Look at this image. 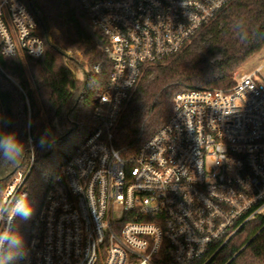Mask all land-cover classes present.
Wrapping results in <instances>:
<instances>
[{"label": "built area", "instance_id": "2783aa9c", "mask_svg": "<svg viewBox=\"0 0 264 264\" xmlns=\"http://www.w3.org/2000/svg\"><path fill=\"white\" fill-rule=\"evenodd\" d=\"M234 1L80 0L107 40L98 128L51 183L19 264H210L264 216V57L234 73L231 88L176 94L170 119L131 164L113 143L147 68L183 52ZM37 30L21 0H0L3 57L40 58ZM29 154L0 197V234L11 235L15 204L28 199Z\"/></svg>", "mask_w": 264, "mask_h": 264}, {"label": "trees", "instance_id": "16d2710c", "mask_svg": "<svg viewBox=\"0 0 264 264\" xmlns=\"http://www.w3.org/2000/svg\"><path fill=\"white\" fill-rule=\"evenodd\" d=\"M21 1L36 16V34L46 48L40 58L0 54V137L13 134L22 145L12 159L0 153V197L20 171L29 169V150L35 152L25 182L32 212L16 219L11 236L19 234L22 242H7L0 264L20 263L51 183L98 128L93 110L111 71L103 52L107 40L80 0ZM262 50L264 0H235L183 52L147 68L114 132L122 157L131 164L168 122L176 94L197 87H233L236 69ZM69 64L84 71L82 78ZM98 64L103 66L99 73L94 70ZM210 264H264V216L245 226Z\"/></svg>", "mask_w": 264, "mask_h": 264}, {"label": "clouds", "instance_id": "9594fccd", "mask_svg": "<svg viewBox=\"0 0 264 264\" xmlns=\"http://www.w3.org/2000/svg\"><path fill=\"white\" fill-rule=\"evenodd\" d=\"M21 151L22 145L13 134H6L0 137V153L5 158L12 159ZM31 212V205L26 199L17 201L13 209V215H19L23 218H28ZM5 242H8L12 246H18L22 242V237L19 234L11 236L5 232L0 234V248H3Z\"/></svg>", "mask_w": 264, "mask_h": 264}, {"label": "rangeland", "instance_id": "374dc122", "mask_svg": "<svg viewBox=\"0 0 264 264\" xmlns=\"http://www.w3.org/2000/svg\"><path fill=\"white\" fill-rule=\"evenodd\" d=\"M68 54L71 55V52H68ZM264 57V50H262L261 52H259L258 54H256L254 57H252L249 61H247L245 64H243L242 66H240L239 68L236 69V71L234 73H241V72H248L250 71L251 69H253L258 61ZM71 66V68L73 69V71L75 72V75L77 78H82L83 74H84V71L82 69H76V67L72 64H69ZM233 73V75H234ZM58 132L59 133H62L64 132V129H58ZM57 157H58V161H61V158H62V155H60L59 153L56 154Z\"/></svg>", "mask_w": 264, "mask_h": 264}]
</instances>
